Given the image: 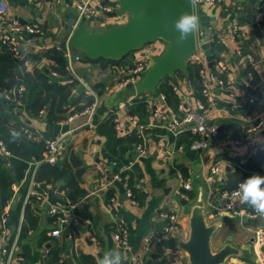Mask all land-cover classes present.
<instances>
[{
	"label": "crops",
	"instance_id": "0c3cea01",
	"mask_svg": "<svg viewBox=\"0 0 264 264\" xmlns=\"http://www.w3.org/2000/svg\"><path fill=\"white\" fill-rule=\"evenodd\" d=\"M3 1L7 6L8 19L23 25L33 24L39 31L28 34L20 32L13 36V43L19 49L16 55L25 57L26 62L10 70L17 78L13 95L9 94V96L5 90L0 89V116L9 124L18 123L24 132L33 138L45 140L56 134L65 133L56 162H66L72 171L82 168L79 185L84 189L85 194L80 198L81 210L79 208L78 212L90 216L93 223L90 227L77 228L74 235L63 233V228L59 235H52L50 230L53 228V223L49 219L51 217L47 208L44 207L45 200L32 198L31 201L24 202V195L29 187H32L33 190L47 194V198L53 196V202L64 205L69 199L64 193L55 194V191L64 185L65 179L61 178L63 180L61 185H57L56 180L50 186L51 182H48L47 178L51 170L42 166L40 162L44 160L29 163L23 177L11 183V186L13 183L18 184V189L13 191L11 187L12 195L2 210V213L7 212V225L6 232L0 234V260L3 257L1 254L3 238L14 236L19 226L14 258L10 264H45L48 248L53 245L61 248L59 256L66 260V264H99L105 252L111 250L120 252L121 264H134L135 258L141 259L143 264H163L165 253H172L173 250L166 248L163 242L152 243L146 249L145 238L152 233L162 231L166 221L160 216V210L166 209L175 211L180 216V228L174 237L177 240L189 239L191 218L196 216L202 218L213 229L210 238L213 252L226 245L237 249V252L230 254L224 264H262L264 214L256 218L247 217L246 220L244 217L232 215L223 205L220 189L227 181L229 170H234L235 161L246 156L254 145L264 142V129L248 134L240 143H235L236 138L230 134V128L233 126L229 123L224 124L226 127L223 134L207 138L208 145L198 149V154L194 157L189 156V151L183 145L177 147L175 141L168 135H160L158 139L149 138L148 152L138 158L143 176L137 186L146 194L143 202L139 204L127 193L129 187L126 183L115 179V165L105 154L107 138L98 133L97 125L108 116L112 108L118 110L122 124L128 125L129 113L126 101L131 96H126L128 89L120 80V70L132 64L144 50L139 53L131 52L120 64H105L101 60L83 58L73 64L74 72L67 64L68 75L51 74L52 63L45 56L44 51L52 46L59 49L58 46L68 38L70 33L63 28L62 22L69 17V11L77 14L76 6L73 5L72 0ZM257 2L258 5H255ZM199 6L211 18L210 27L213 37L209 39L211 42L216 40L215 43H211V50H213L212 54L215 53L218 57L214 59V64L219 71L227 72V88L230 91H227V88L224 90V86L221 87L215 81L211 82V100L207 109L209 119L219 124L222 119H230V122L237 125L238 130L243 131L249 118L255 115L264 116V18L259 22L256 17L254 18L257 27H254L250 21L255 11L264 10V3L258 0H216L214 3ZM236 10L242 13L240 15L242 18L238 19ZM127 18V14H121L116 18L98 15L93 19V23L95 27H99L117 21L123 22ZM234 20L240 24L237 35L230 31V24ZM6 32H8L7 20L0 19V35ZM198 32L201 35L200 31ZM3 43L0 39V53ZM239 43H241V51L237 48ZM155 47L154 55H157L163 50L164 42L157 41ZM199 51L207 62L206 69L209 75L211 67L208 65L204 51L201 49ZM246 53L251 54L253 59L249 60ZM219 62L225 64L223 69L219 68ZM249 66L254 68L255 76L249 72ZM35 72H46L51 82L67 83L70 77L74 79L76 85L69 86L72 94L66 101L67 105L73 102L81 104L82 99L79 95L85 91V83L95 87L99 101L92 120L95 121L96 126L90 128L85 125L89 118L86 114L68 119L70 114L77 111L67 114L63 119H57L60 116L54 120L49 119L47 111L52 97L45 88H42L41 93L34 92L29 101L21 102L20 93L17 92L16 95L15 90L22 84L25 75L31 80H36ZM243 82L255 89L254 95L257 98L254 103L249 101L250 95L241 85ZM175 85L181 103L186 109L177 111L182 118L186 111L196 109V98L193 86L185 77L178 78ZM160 94L155 93V96H151L148 92V96L151 99L157 98L158 105L164 109L167 107L165 98L160 99ZM38 95L41 102H47L43 110L36 115L29 110V105ZM56 113L58 111L54 110L53 114ZM186 126L185 122H180L175 128L180 133ZM241 131L240 135L243 134ZM132 154L134 155L133 150L130 151L129 156ZM0 155L5 156L4 160L1 156L0 159L6 162L10 153L5 154L0 148ZM215 162L220 164L221 171L218 175L212 176L210 167ZM176 163L188 166L187 176L179 169H173ZM5 168L13 177V169L8 163ZM254 174L264 176V162L261 171H254L250 176ZM185 180L190 182L191 188L182 191ZM110 189L114 190L113 200L108 199ZM26 205H29L30 214L33 216L31 221L35 219L34 225L29 224L27 219L24 220ZM17 207H19L18 213ZM115 212L125 217L130 231L129 246L126 248L119 247L113 238L112 224ZM176 249L183 250L178 246ZM186 264H190L188 255Z\"/></svg>",
	"mask_w": 264,
	"mask_h": 264
},
{
	"label": "trees",
	"instance_id": "16d2710c",
	"mask_svg": "<svg viewBox=\"0 0 264 264\" xmlns=\"http://www.w3.org/2000/svg\"><path fill=\"white\" fill-rule=\"evenodd\" d=\"M215 42L216 40L212 43ZM44 52L45 56L48 57L52 63L50 73L54 71L56 74L59 73L61 75H68L67 60L65 56H63L61 50L57 49L55 46H52L47 48ZM212 55L213 59H218L215 53H213ZM126 57L127 55L120 59H112L105 57L90 58L86 55L84 56V58L88 60L104 61L105 64H120L125 60ZM25 62L26 58L18 57L16 54H14L8 43L4 42L2 44V52L0 53V89L5 90V92H8L10 95H13L17 78L13 72H10V70L16 68L18 65L24 64ZM187 64L190 72L188 82L193 86L194 97L202 99L206 103V106L208 108L210 100L208 99V95L203 93L204 77L200 73V69L202 68L203 63L189 59ZM248 70L252 73V76H255V71L252 66H249ZM211 71L216 73L220 78L224 80L223 89L225 90L228 86L227 72L219 71L216 68V64H213V66L211 67ZM35 77L36 80H31L28 75L24 76L21 84L23 86V90L19 94V99L23 103L27 102L31 97H33L34 92L38 91L39 93H41L42 88H45L52 97L50 98V103L48 105L49 110L47 111V115L51 120H54L59 116L60 117L57 119H63L67 114L82 110L93 101V97L83 91L79 95V98L82 99L81 104H77L74 102L69 103V105L66 104L68 97L72 94L69 86L76 85V82H73L74 79L72 77L69 78V82L67 83L51 82L46 72H35ZM184 77V73L179 70L176 72V75L174 77H164L158 86L157 93H161L164 95L165 105L167 107H170L174 111H178L179 105L182 102L178 91H176L175 89V84H177L178 78ZM241 85L247 89L249 95H254L256 93L255 89H253L247 83L243 82L241 83ZM235 86L236 84L234 85V87ZM227 91H229V89ZM148 92H144L140 95L134 96L131 102L127 103L128 113L135 116L144 123H148L149 116L152 112V109L149 106L150 103ZM149 93L151 94V96H155L154 93ZM46 102L47 101L41 102L40 96L38 95V97L29 105V110L33 114L37 115L40 110H43ZM54 110L58 111V113L53 114ZM114 112L115 108H112V110L109 111L108 116L97 125V130L99 134H103L107 138L105 154L108 159L115 165V173H119L122 176V181H124L126 185L132 190L131 196L137 203L140 204L143 202V198L146 195L137 186L139 180L143 176L141 165L139 164L138 160H136L128 169L121 170V167H123V165L127 164L131 159H133V154L129 156L130 151L134 150L135 146L143 141V137L134 130L119 131L116 127V121L114 120ZM230 121V119L221 120L219 124L220 134H223V132L225 131L226 126L224 124L229 123L231 126H233V128H230V134L232 135V137H242L244 135L245 128H243V131L238 130L237 125H234ZM240 131L243 134L240 135ZM13 133H18V135L14 136ZM146 135L147 145L149 142V138L158 139L160 135H168L172 140L175 141L177 147L183 145V147H185V149L189 151V156L194 157L198 154V149H193L192 144L194 143V141L200 139L201 135L199 133L193 132L189 127L185 128L182 132L178 133L175 136V134L168 128L163 126H155L152 128H147ZM0 141H2L4 147L10 152V155L7 156L6 162H3L0 159L1 215L3 207L5 206L7 201H9V198L12 195L11 183L16 179H20L23 177L25 170L31 161L41 160L44 150V140L28 136V134L24 132V130L18 123L9 124L7 120L0 116ZM263 162L264 148L259 149L256 154L248 157L245 161H242V158L237 159V161H235L234 170H229L227 181L226 183L221 185L220 190L233 189L237 187L238 182L250 177L252 172H260ZM6 163H8L13 169V177L10 176L9 172H7L5 168ZM40 163L42 164V166L50 168L51 170L50 175L47 178L48 182L53 183L58 179H65V183L64 185L60 186V189L64 191V194L69 199V201H76L84 196V189H82L79 185V178L82 174V168L76 171H72L70 168H68L66 162L59 161L55 163L41 161ZM173 169H179L182 174H184L185 176L188 175L189 169L185 164L176 163ZM181 189L183 191V188ZM114 195V190L110 189L108 193V199L111 200ZM18 210L19 207H17V213ZM78 214L83 217L88 216L86 214L82 215L79 212ZM50 217L51 218L49 219L52 221L54 219V216ZM31 218H33V216L30 214L29 205H26L24 207V220L27 219L29 221V224L34 225L35 219L32 222ZM67 232L74 235V233L77 232V227H74L72 225L64 226L63 233L66 234ZM48 251V258L45 264L66 263V260H64V258H60L59 256L61 248L58 245L50 246L48 248Z\"/></svg>",
	"mask_w": 264,
	"mask_h": 264
},
{
	"label": "built area",
	"instance_id": "2783aa9c",
	"mask_svg": "<svg viewBox=\"0 0 264 264\" xmlns=\"http://www.w3.org/2000/svg\"><path fill=\"white\" fill-rule=\"evenodd\" d=\"M214 2H216V0H195L194 6L198 7L201 4L214 3ZM72 3L77 8V22L85 21L91 28L92 26L96 28L95 24L93 23V18H95L98 15H104L106 17H110L108 15V12L116 10L117 8V0H72ZM263 18H264V10H260L256 16V20L259 22ZM0 19L7 20V28H8V32L2 33L0 35V39L3 42H6L10 45L14 54L19 53V49L13 43V36L15 34L20 32H25L26 34H28L39 31L38 28L33 24L23 25V24H19L15 20L8 19L7 6L3 0H0ZM89 20H91L90 23H88ZM239 28H240V24L236 20H234L230 24V31L236 35L238 34ZM67 40L68 38L64 41V44L58 46V48L62 51L63 55L66 57L69 69L72 72H74L73 64L81 61L84 58L85 54L81 52L73 51L70 48ZM156 43L157 42L150 43L147 46H145L143 49L135 50L138 53L141 52V50H144V52L140 53L132 64L120 70V80L124 85H126L127 83L135 84L141 78V76H143V74L147 71V69L153 62L154 57L156 56L154 55V52L156 51L155 50ZM237 48L239 51L242 50L241 43L237 45ZM199 50L200 48L192 56L191 59L203 63V66L200 69V73L204 77L203 93L208 95V99L211 100V88H210L211 82L215 81L220 86H223L224 80L220 78L213 71H211L210 74L207 75V69H206L207 62L205 61ZM246 57L249 60L253 59L251 54L249 53H246ZM224 66L225 64L223 62H219L220 69H223ZM51 74H56V73L52 71ZM78 79L80 80L79 77ZM85 84H86L85 92L93 97V101L82 110H78L77 112L70 114L68 116V119H72L74 116L80 114H86L89 116V118L85 122V125H87L90 128H93L96 126V123L95 121L92 120V118L97 110L99 96H98V91L95 87L87 83ZM175 89L176 91H178L177 86H175ZM16 90L18 93H21V91L23 90V86L19 85L16 88ZM6 93L9 95L8 92ZM159 96L161 98H164L163 94H160ZM133 97L134 96L128 98V100L126 101V105L127 103L131 102ZM256 98L257 97L255 95H250L249 101L251 103H254L256 101ZM195 100H196V109L191 111H186L185 115L181 118L180 114L177 111H174L170 107H165L163 109L162 106L158 105L159 100L157 98H155L154 100L149 97V103L152 112L149 116L148 123L141 122L138 118L129 114L128 125L125 126L122 124V120L119 117L118 110H116L115 108L114 120L116 121L117 129L119 131L134 130L143 137V141L138 143L133 150V153L138 152V156L134 157V155H132L133 159H131L127 164L123 165V167H121V170L130 168L132 164L136 160H138L140 156H143L148 152L147 135H146L147 128H152L155 126H163L168 128L175 135H177L178 132L176 131L175 128L176 125H178L180 122H185L187 124L186 128L189 127L193 132L199 133L201 135V138L194 141V143L192 144L193 149H200L206 147L208 145L207 138H209L210 136H218L220 134L219 123L212 122L209 119L208 111H207L208 108L206 106V103L202 99L196 98ZM179 109H183L184 111L186 110L182 103L179 105ZM263 129H264V116L262 115L252 116L251 118H249L248 123L244 129V135L242 137L236 138L234 141L235 143H240L244 138L248 136V134H253ZM64 134L65 133H59L44 140V150L42 153L41 160L50 163L56 162L58 158V152L60 151L62 146ZM0 148L5 154L10 153L4 147L2 141H0ZM262 148H264V142L254 145L247 153V155L242 158V161L247 160L248 157L256 154L258 150ZM32 162L37 163L39 162V160H34L31 161L30 163ZM220 171H221V166L218 162H215L214 164L211 165L210 174L212 176L218 175ZM115 179H117L118 181L123 180L122 176L119 173L115 174ZM243 182L244 180L239 181L237 187L233 189H224L220 191L223 205L226 208V210H228L232 215L240 216V217L256 218L260 216L261 213L257 212L254 208H251L248 205V203L244 202L241 198L242 193L240 192V186L242 185ZM49 185L51 186L53 185V183H50ZM17 186L18 184L16 183L12 184L13 191H16L18 189ZM182 188L190 189L191 188L190 182L188 180H185L182 184ZM63 193L64 191L59 188H57V190L55 191V194H63ZM127 193L130 196L132 195L131 188H128ZM24 196H25L24 202H29L31 201L32 198L40 201L47 199V194L41 192L40 190L38 191L33 190L32 187H29V189L26 191ZM111 200H113V197L111 198ZM81 202L82 200L79 199L76 201L67 200V203L64 205L56 202L49 204V206L47 207V212L50 216H54V219L52 220L53 228L50 230V233L52 235H59L62 228L68 225H72L77 228L81 226L82 227L92 226L93 220L90 216L83 217L77 213L80 208ZM160 216L165 219L166 224L161 232L152 233L145 238L146 249H148L150 244L152 243H161L163 242L164 238L175 237L178 234L180 228L179 214L175 211L162 209L160 210ZM6 222H7V212H3L2 215L0 216V234L6 232V225H7ZM17 229L18 230L17 232H15L14 236H12L11 238L4 237L2 240L1 254L3 257L2 260H0V264H10L12 259L14 258V249L19 235V226L17 227ZM112 234H113V238L115 239L119 247L126 248L129 246L130 231L125 217L118 212L114 213ZM187 255L188 254L186 251L183 250L177 251V249L172 253H165V255L163 256V264H186ZM18 257L19 256H17V258ZM261 262L262 264H264V255L261 256ZM62 264H66V263L64 262ZM134 264H143V262L141 261V259L138 260L137 258H135Z\"/></svg>",
	"mask_w": 264,
	"mask_h": 264
},
{
	"label": "water",
	"instance_id": "95a60500",
	"mask_svg": "<svg viewBox=\"0 0 264 264\" xmlns=\"http://www.w3.org/2000/svg\"><path fill=\"white\" fill-rule=\"evenodd\" d=\"M264 3V0H258ZM258 5V2L255 4ZM184 12L197 15L200 18L199 29L190 34L186 41L178 43L180 33L174 29L175 21ZM236 10L238 19L242 18ZM259 13L255 11L250 21L257 27L254 18ZM69 17L62 22L63 28L69 32L68 44L73 51L81 52L90 58L120 59L130 52L143 49L150 43L164 42L163 50L157 54L147 71L135 83H127L126 96H136L144 92L157 93L161 80L174 77L177 71H182L189 79L188 60L200 48L204 51L209 67L215 63L211 50V18L201 7H195L190 0H117V8L108 12L110 17L116 18L127 14L123 22H113L96 28H91L87 22H77V14L69 11ZM198 31H200L199 35ZM64 44V42H62ZM17 95V90H15ZM160 99H162L160 97ZM4 160L5 156L0 155ZM138 152L134 153V157ZM63 180H57L61 185ZM54 197L48 196L44 207L53 203ZM264 214V213H261ZM247 217H244L246 220ZM191 232L188 240L181 241L174 237L164 238V246L173 251L177 246L187 252L190 264H224L226 259L236 248L230 245L213 252L210 238L213 229L202 218H191ZM128 264V263H126Z\"/></svg>",
	"mask_w": 264,
	"mask_h": 264
},
{
	"label": "clouds",
	"instance_id": "9594fccd",
	"mask_svg": "<svg viewBox=\"0 0 264 264\" xmlns=\"http://www.w3.org/2000/svg\"><path fill=\"white\" fill-rule=\"evenodd\" d=\"M195 3V0H190ZM200 18L197 15L184 12L175 21L174 29L180 33L178 43L187 40L190 34L195 33L200 27ZM17 136L18 133H13ZM264 176L254 174L244 180L240 186L242 200L253 207L257 212L264 213ZM99 264H121V254L117 250L107 251Z\"/></svg>",
	"mask_w": 264,
	"mask_h": 264
},
{
	"label": "rangeland",
	"instance_id": "374dc122",
	"mask_svg": "<svg viewBox=\"0 0 264 264\" xmlns=\"http://www.w3.org/2000/svg\"><path fill=\"white\" fill-rule=\"evenodd\" d=\"M93 19H94V18H93ZM90 21H91V20H89V22H88V23H90ZM92 28H94V27L92 26Z\"/></svg>",
	"mask_w": 264,
	"mask_h": 264
}]
</instances>
